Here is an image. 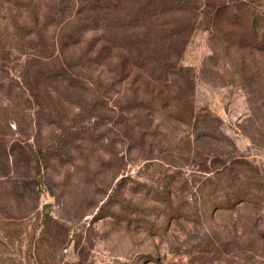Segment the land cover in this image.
<instances>
[{
  "label": "rangeland",
  "instance_id": "rangeland-1",
  "mask_svg": "<svg viewBox=\"0 0 264 264\" xmlns=\"http://www.w3.org/2000/svg\"><path fill=\"white\" fill-rule=\"evenodd\" d=\"M38 1L0 0V264H264V0L257 40L233 3L181 17L184 110L103 92Z\"/></svg>",
  "mask_w": 264,
  "mask_h": 264
},
{
  "label": "trees",
  "instance_id": "trees-1",
  "mask_svg": "<svg viewBox=\"0 0 264 264\" xmlns=\"http://www.w3.org/2000/svg\"><path fill=\"white\" fill-rule=\"evenodd\" d=\"M229 3H233L234 9L244 10L247 16L240 17L243 27L249 24L245 34L257 40L255 11L250 4L247 6L246 0H219L217 3L215 0H47V3L38 1L35 5L39 10L36 11L37 22L47 19L45 25L57 27L54 33L76 24L78 29L69 37L75 38L77 43L85 34H90L88 48L79 60L99 68L98 71L94 68L95 81L103 92L109 90L111 82L124 87L129 84L135 90L156 93L150 99L139 97L140 107L152 108L159 100H166L173 106L182 101L184 110L188 108L186 102L192 85L191 79L180 72L176 61L190 30L179 25L181 17L193 11L196 15L207 16L215 10L214 15L223 18L228 16ZM42 8H47L48 14H43ZM260 31L259 40H264V26ZM64 54V51L52 53L60 69L68 64L66 58L74 57ZM247 200L248 197H243L234 202Z\"/></svg>",
  "mask_w": 264,
  "mask_h": 264
}]
</instances>
